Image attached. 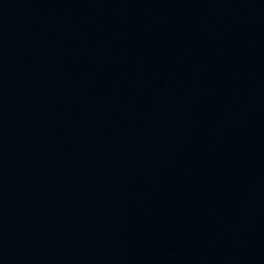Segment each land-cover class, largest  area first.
<instances>
[{
  "label": "water",
  "instance_id": "water-1",
  "mask_svg": "<svg viewBox=\"0 0 264 264\" xmlns=\"http://www.w3.org/2000/svg\"><path fill=\"white\" fill-rule=\"evenodd\" d=\"M264 0H0V264H256Z\"/></svg>",
  "mask_w": 264,
  "mask_h": 264
}]
</instances>
